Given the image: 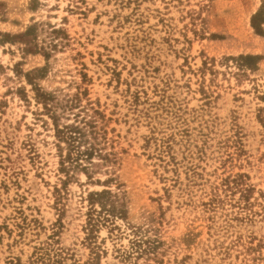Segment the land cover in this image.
<instances>
[{"label": "rangeland", "instance_id": "1", "mask_svg": "<svg viewBox=\"0 0 264 264\" xmlns=\"http://www.w3.org/2000/svg\"><path fill=\"white\" fill-rule=\"evenodd\" d=\"M263 4L0 0V264H264Z\"/></svg>", "mask_w": 264, "mask_h": 264}, {"label": "trees", "instance_id": "2", "mask_svg": "<svg viewBox=\"0 0 264 264\" xmlns=\"http://www.w3.org/2000/svg\"><path fill=\"white\" fill-rule=\"evenodd\" d=\"M264 24V4L262 5L261 9L255 14L252 18V26L259 35L264 36V31L262 30V25ZM242 59H247V58H242ZM45 109L47 112H49L48 106L45 104ZM54 119V118H53ZM55 121V128L57 132V137L61 141H66L69 143V146H71L72 149H74L75 143L80 139L83 134H82V129L78 127V125H67L62 128H60ZM78 135V136H76ZM72 149L69 151V154L67 156V160H72ZM80 157L81 155H86L87 158H91L92 152H86V154L79 152L78 154Z\"/></svg>", "mask_w": 264, "mask_h": 264}]
</instances>
